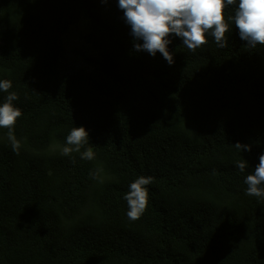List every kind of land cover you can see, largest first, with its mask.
I'll use <instances>...</instances> for the list:
<instances>
[{
	"label": "trees",
	"instance_id": "trees-1",
	"mask_svg": "<svg viewBox=\"0 0 264 264\" xmlns=\"http://www.w3.org/2000/svg\"><path fill=\"white\" fill-rule=\"evenodd\" d=\"M228 23L224 48L171 36L169 64L135 49L118 0H0V104L16 92L22 111L19 154L0 128V264H264V199L245 183L264 155V46ZM81 26L89 55L68 70ZM74 127L95 159L62 155ZM140 176L153 181L132 221Z\"/></svg>",
	"mask_w": 264,
	"mask_h": 264
},
{
	"label": "clouds",
	"instance_id": "clouds-1",
	"mask_svg": "<svg viewBox=\"0 0 264 264\" xmlns=\"http://www.w3.org/2000/svg\"><path fill=\"white\" fill-rule=\"evenodd\" d=\"M236 5L237 0H118V7L131 27V35L136 41H143L142 44L135 43V49L147 51L152 56L159 52L169 64L174 63L168 47L172 43L171 36L180 37L183 45L192 52L207 44L209 34L220 48H224L228 44L226 34L230 31L228 19L239 29L240 38L247 41V47L264 46V0H238L235 15L226 19L228 6ZM11 87L10 80L0 81V91L9 92ZM18 99L16 92H10L0 104V128L8 129V140L16 154H19L21 143L16 138L14 128L22 111L13 101ZM88 141L89 133L86 128L74 127L66 137L62 155L71 156L76 152L81 153L84 160L95 159L92 147L81 152ZM234 146L241 151L251 150L249 146L240 143ZM236 165L244 172L248 164L245 160H239ZM152 181L151 176H140L130 184V189L124 196L130 220H138L145 213L149 195L145 186ZM245 183L247 195L264 199V155H260L259 164L253 174L246 176Z\"/></svg>",
	"mask_w": 264,
	"mask_h": 264
},
{
	"label": "rangeland",
	"instance_id": "rangeland-1",
	"mask_svg": "<svg viewBox=\"0 0 264 264\" xmlns=\"http://www.w3.org/2000/svg\"><path fill=\"white\" fill-rule=\"evenodd\" d=\"M84 32V27L73 29L65 39V53L62 59L63 66L68 70H74L82 67L83 56L89 55L84 49L81 36Z\"/></svg>",
	"mask_w": 264,
	"mask_h": 264
}]
</instances>
